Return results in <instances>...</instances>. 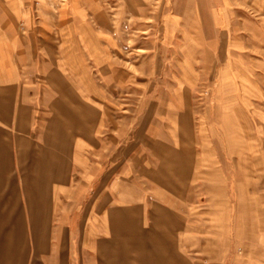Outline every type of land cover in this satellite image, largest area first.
<instances>
[{
    "label": "rangeland",
    "instance_id": "1",
    "mask_svg": "<svg viewBox=\"0 0 264 264\" xmlns=\"http://www.w3.org/2000/svg\"><path fill=\"white\" fill-rule=\"evenodd\" d=\"M21 1L30 51L17 87L30 91L32 142L55 107L84 110L79 157L69 150L49 186L54 254L58 236L84 258L118 243L120 210L138 195L147 221L170 206L191 225L193 263L234 255L215 239L235 216V258L256 249L264 264V0ZM78 40L86 49L72 53Z\"/></svg>",
    "mask_w": 264,
    "mask_h": 264
},
{
    "label": "crops",
    "instance_id": "2",
    "mask_svg": "<svg viewBox=\"0 0 264 264\" xmlns=\"http://www.w3.org/2000/svg\"><path fill=\"white\" fill-rule=\"evenodd\" d=\"M21 5V0H0V264H197L183 252L191 247V225L178 221L176 208L170 206L153 207V219L147 221L146 206L138 201V195L135 204L120 210L118 243H105L98 251L93 244L95 252H89L87 258L76 252L79 244L74 238L58 236L55 245L61 247H57L59 253L49 248L47 230L52 210L48 198L54 193L49 186L62 184L69 150H77L74 152L79 157L80 144L72 141L75 118L84 110L55 107L42 126L39 144L32 142L33 113L25 102L30 91H18L17 87L16 70L30 51L15 27L26 15ZM88 40L94 42L90 35ZM78 41L79 47L74 43L72 53L86 49L87 41ZM76 58L82 63L76 64L77 68L84 70L81 57ZM57 73L58 83L69 85L63 74ZM71 74L77 80L81 76L80 70ZM17 182L23 187H17ZM216 230L220 237L215 241L223 244L229 240L234 255L227 262H223L224 256L214 257L211 264H257L256 249L248 251L252 256L235 258V216L223 231ZM260 259L264 260V255Z\"/></svg>",
    "mask_w": 264,
    "mask_h": 264
}]
</instances>
